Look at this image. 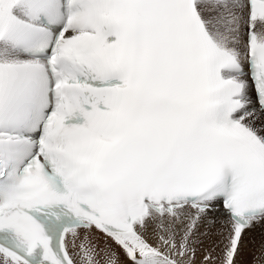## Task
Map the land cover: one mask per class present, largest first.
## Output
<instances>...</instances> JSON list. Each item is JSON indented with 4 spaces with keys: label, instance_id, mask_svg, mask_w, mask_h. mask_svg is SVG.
Instances as JSON below:
<instances>
[{
    "label": "snow or ice",
    "instance_id": "1",
    "mask_svg": "<svg viewBox=\"0 0 264 264\" xmlns=\"http://www.w3.org/2000/svg\"><path fill=\"white\" fill-rule=\"evenodd\" d=\"M264 252V0H0V264H237Z\"/></svg>",
    "mask_w": 264,
    "mask_h": 264
},
{
    "label": "rangeland",
    "instance_id": "2",
    "mask_svg": "<svg viewBox=\"0 0 264 264\" xmlns=\"http://www.w3.org/2000/svg\"><path fill=\"white\" fill-rule=\"evenodd\" d=\"M261 253V241L255 243L244 242L240 255L237 257V264H261L258 261H251V257Z\"/></svg>",
    "mask_w": 264,
    "mask_h": 264
},
{
    "label": "bare ground",
    "instance_id": "3",
    "mask_svg": "<svg viewBox=\"0 0 264 264\" xmlns=\"http://www.w3.org/2000/svg\"><path fill=\"white\" fill-rule=\"evenodd\" d=\"M257 241H262L261 233L259 229H255L252 232L246 234L244 242H249V243H255ZM251 261H258L261 264H264V252H259L257 255H254L253 257L250 258Z\"/></svg>",
    "mask_w": 264,
    "mask_h": 264
}]
</instances>
